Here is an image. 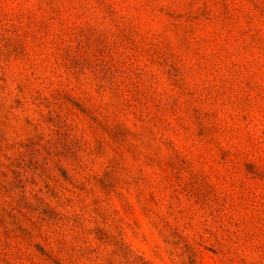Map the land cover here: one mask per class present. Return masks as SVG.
Returning a JSON list of instances; mask_svg holds the SVG:
<instances>
[{
  "label": "rangeland",
  "instance_id": "rangeland-1",
  "mask_svg": "<svg viewBox=\"0 0 264 264\" xmlns=\"http://www.w3.org/2000/svg\"><path fill=\"white\" fill-rule=\"evenodd\" d=\"M0 264H264V0H0Z\"/></svg>",
  "mask_w": 264,
  "mask_h": 264
}]
</instances>
